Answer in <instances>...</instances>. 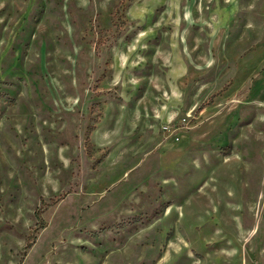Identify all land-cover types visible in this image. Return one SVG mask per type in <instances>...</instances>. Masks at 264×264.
I'll return each instance as SVG.
<instances>
[{"label": "rangeland", "instance_id": "rangeland-1", "mask_svg": "<svg viewBox=\"0 0 264 264\" xmlns=\"http://www.w3.org/2000/svg\"><path fill=\"white\" fill-rule=\"evenodd\" d=\"M0 264H264V0H0Z\"/></svg>", "mask_w": 264, "mask_h": 264}]
</instances>
